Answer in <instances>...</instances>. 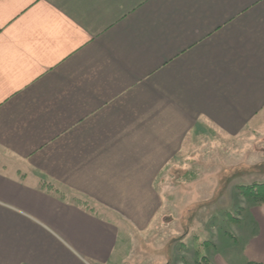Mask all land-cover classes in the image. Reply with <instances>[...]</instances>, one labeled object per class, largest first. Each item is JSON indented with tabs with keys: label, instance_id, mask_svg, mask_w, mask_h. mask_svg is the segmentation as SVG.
<instances>
[{
	"label": "crops",
	"instance_id": "obj_1",
	"mask_svg": "<svg viewBox=\"0 0 264 264\" xmlns=\"http://www.w3.org/2000/svg\"><path fill=\"white\" fill-rule=\"evenodd\" d=\"M263 110L264 0H0V264H116L199 133Z\"/></svg>",
	"mask_w": 264,
	"mask_h": 264
},
{
	"label": "rangeland",
	"instance_id": "obj_2",
	"mask_svg": "<svg viewBox=\"0 0 264 264\" xmlns=\"http://www.w3.org/2000/svg\"><path fill=\"white\" fill-rule=\"evenodd\" d=\"M193 143L182 164L166 171L167 211L144 232L122 226L116 264L250 260L246 252L256 232L254 207L261 205L264 211V201L246 191L264 183V110L242 132L199 133Z\"/></svg>",
	"mask_w": 264,
	"mask_h": 264
},
{
	"label": "trees",
	"instance_id": "obj_3",
	"mask_svg": "<svg viewBox=\"0 0 264 264\" xmlns=\"http://www.w3.org/2000/svg\"><path fill=\"white\" fill-rule=\"evenodd\" d=\"M247 191L246 194H250V196H254L257 199L264 201V183H260V184H255V185H251V186H247ZM205 260L207 258H204ZM209 260V259H207ZM196 264H201L200 261L196 262ZM211 264V263H208ZM245 264H264L263 262L260 261H252V260H248Z\"/></svg>",
	"mask_w": 264,
	"mask_h": 264
}]
</instances>
